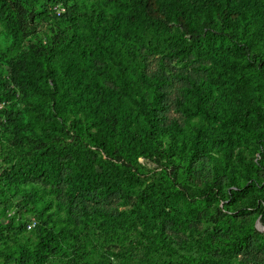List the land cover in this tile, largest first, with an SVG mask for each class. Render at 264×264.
I'll use <instances>...</instances> for the list:
<instances>
[{
    "label": "trees",
    "instance_id": "1",
    "mask_svg": "<svg viewBox=\"0 0 264 264\" xmlns=\"http://www.w3.org/2000/svg\"><path fill=\"white\" fill-rule=\"evenodd\" d=\"M46 3H61L65 9L47 42L36 40L28 50H17L18 41L30 35ZM1 7L7 18L0 17V21L11 40L8 50L0 53V104L8 105L19 93L24 96L27 90H34L48 94L51 109L40 107L27 123L22 112L12 106L0 110L12 127L19 157L31 156L23 164L15 162L0 177V190L14 196L21 184L38 178L42 182L66 180L71 188L64 200L58 201L57 210L64 207L69 222L77 215L74 191H100L104 196L119 194L133 199L134 210L126 218V227L118 224L116 213L97 219V213L88 211L81 217L85 238L94 234L93 228L118 235L119 252L108 251L123 259L118 264H218L208 251L216 243L211 238L202 241L207 258L175 260L168 251L172 241L163 236V217L173 222H179L182 215L194 218L198 202L228 198L229 204H235L251 194L250 203L264 222V181L257 177L259 169L264 172V0H0V12ZM173 30L178 32L181 48L176 55L188 57L183 65L191 64L193 69L179 75L180 103L187 122L193 125L184 123L183 130L172 134L163 148L165 80L148 73L137 59L146 36L155 37L158 43ZM184 34L190 40L187 48L181 46ZM224 45H233L235 57L224 56L212 71L206 65H195L196 57L224 52ZM4 63L11 68L10 79L2 77ZM224 121L220 128H213ZM27 125H35L40 132L30 135ZM184 130H188L187 136ZM243 140L261 147L259 162L251 160L236 178L231 177L236 189L225 193L217 174L225 172L231 160L218 159L213 151L226 154ZM201 155L216 161L215 175L201 185L195 186L193 180L187 184L194 175L192 162ZM139 156H153L164 166L156 184L142 188L146 168L138 162ZM177 159L183 161L182 183L168 172ZM35 194L31 186L21 201L32 202ZM213 212L219 221L236 216L217 206ZM55 214L40 210L39 224L32 231L36 244L13 247L4 263L45 264L56 254ZM133 215L138 224L130 220ZM73 227L77 228V223ZM10 229V224L0 221V231ZM232 236L222 242L227 255L219 264H232L235 254L249 245L264 246V234L255 232L252 224L235 227ZM126 254L132 259L126 260ZM86 264L111 263L98 259Z\"/></svg>",
    "mask_w": 264,
    "mask_h": 264
},
{
    "label": "rangeland",
    "instance_id": "2",
    "mask_svg": "<svg viewBox=\"0 0 264 264\" xmlns=\"http://www.w3.org/2000/svg\"><path fill=\"white\" fill-rule=\"evenodd\" d=\"M2 8V7H1ZM38 19L31 26V33L28 36L21 38L17 46V50H28L36 40H40L42 43H46L51 29L55 26L59 14L65 12L64 6L61 3H46L43 7ZM0 17L3 20L7 18V11L2 8ZM85 20L81 19L80 24L84 25ZM178 32L172 31L169 35L165 36V39L157 40L153 36H146V45L141 48L140 55L137 61H142L144 69L150 74H159L165 80V92H166V111L163 114V123L166 128L164 129V143L162 147L165 148L171 141V135L183 130L181 128L184 123L193 125V122H187V114L184 110V104L180 103L182 100V88L179 75L190 72L193 70L187 60L189 59L184 54L176 55L180 48L179 39L177 37ZM11 37L7 33V28L0 21V53L8 50V45ZM189 36L183 35V42L181 46L185 48L189 45ZM159 45V47L157 46ZM156 46L157 50L152 51V46ZM226 50L224 52H209L207 56H198L195 65H206L209 71H212L213 66H220L222 58L224 56L235 57L234 52L231 50L233 45H224ZM264 54V53H263ZM11 68L7 63L3 65V78L10 79ZM217 77L214 75L212 77ZM50 86H52L51 80H48ZM7 106H12L16 111L22 112L23 121L27 123L28 117L37 114L40 107L50 110L51 101L48 94L42 95L40 92L34 90H27V93L23 96L19 93L12 103L0 104V110L7 109ZM5 114V112H2ZM0 113V177L9 170V168L15 163L19 162L23 164L31 156L19 157V148L16 145L14 135L11 131L12 127L4 119L3 114ZM223 123H216L213 128L217 126L220 128ZM93 129H91L92 131ZM29 131L30 135L33 133H39L40 130L35 125H27L26 132ZM189 134L188 130H184V136ZM182 135V134H181ZM256 142L251 140L241 141L235 143L231 150L226 154L213 151L215 156H221L223 159L231 160L225 168V172L219 171L217 174V181L221 182L225 193L230 188L236 189V186L231 184V177L236 178L238 172L241 171L244 166L252 162L258 164L260 159L261 147L256 145ZM257 148V149H256ZM239 151V152H238ZM153 156H139L138 162L141 163L146 170V174L142 177L144 179V188L146 185L156 184L161 180L163 176L161 174L163 165H160L154 161ZM216 161L210 160L201 155L199 158L192 162L193 179L189 178L187 184L201 185L203 181L210 179L215 175L214 170ZM183 161L177 159L176 164L168 167V172L174 176L175 180L183 182L185 172L181 170ZM258 180L264 181V172L259 169L257 172ZM33 186L36 190L34 199L32 202L26 203L21 201V195L28 191ZM70 183H66V180L60 182H42L40 178L32 181L30 184H21L16 195L4 189L0 190V221L4 224H10L11 229L8 231H0V264H12L11 262L4 263L5 255L15 247L32 246L36 244V237L33 234V230L36 225L39 224L37 215L40 210L45 209V213L56 212L53 217L54 226L53 230L57 232L59 251L49 257L45 264H86L87 262L104 259L109 260L111 264H118L121 262V258L116 259L111 255L112 252H119V247L116 246L115 239L117 236L112 230L96 229L93 228L94 234H91L89 238H85L83 235L85 230H81L82 224L81 217L85 216L84 212L92 211L97 213V219L101 216L104 217L106 213H116L118 218V224L126 227V218H129V214L134 210V200H126L121 198L119 194L104 196L100 191L79 192L74 191L72 197L73 201L77 204L76 208V220L72 219L71 222L65 217V208L62 207L57 210L58 201L64 200L65 193L70 189ZM251 194H247L238 199L235 204H229V199L224 201H213L209 204L204 202H198L200 206L199 212L194 218L181 216L179 222H173L166 220L163 217V236L168 242L170 249L169 253L175 258V260H181L184 257L199 258L200 256L206 257V253L203 250V239L211 238L216 243L212 247H208V251H211V257L215 263H220L227 254L226 249L222 246V242L229 239L232 236L235 227L238 228L241 225L250 226L253 225V230L257 233L264 234V222L260 219L262 215L257 213L256 207L251 205ZM52 201V204L47 202ZM223 208V212L232 216L221 221L214 219V208ZM244 210V211H243ZM120 212V213H119ZM96 215V214H95ZM105 218V217H104ZM130 220H135L138 224L137 217H130ZM68 222V223H67ZM74 222L77 223V228H74ZM24 223L25 228L20 229V224ZM93 224V223H91ZM65 225V228L62 227ZM94 225V224H93ZM141 229V228H140ZM253 239L249 238V242ZM109 246V248H108ZM226 247V245H225ZM159 254V253H158ZM130 255H125L129 259ZM164 257L167 254L162 255ZM208 256H210L208 254ZM147 258H151L148 256ZM160 261L159 255L155 257ZM172 258V257H171ZM165 259V258H164ZM119 260V262H118ZM174 260V259H173ZM139 263V261H138ZM232 264H264V246L257 247L253 245L247 246L245 249L235 254Z\"/></svg>",
    "mask_w": 264,
    "mask_h": 264
}]
</instances>
